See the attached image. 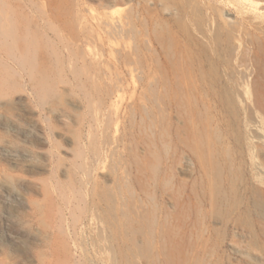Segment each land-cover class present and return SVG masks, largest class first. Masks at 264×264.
<instances>
[{"label": "rangeland", "instance_id": "rangeland-1", "mask_svg": "<svg viewBox=\"0 0 264 264\" xmlns=\"http://www.w3.org/2000/svg\"><path fill=\"white\" fill-rule=\"evenodd\" d=\"M0 264H264V0H0Z\"/></svg>", "mask_w": 264, "mask_h": 264}, {"label": "bare ground", "instance_id": "bare-ground-1", "mask_svg": "<svg viewBox=\"0 0 264 264\" xmlns=\"http://www.w3.org/2000/svg\"><path fill=\"white\" fill-rule=\"evenodd\" d=\"M121 27L122 25L120 24V21L118 19L112 22V29L114 34L117 33L121 29Z\"/></svg>", "mask_w": 264, "mask_h": 264}]
</instances>
